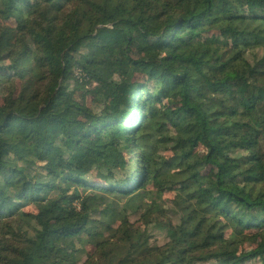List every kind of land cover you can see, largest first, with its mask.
I'll use <instances>...</instances> for the list:
<instances>
[{
	"label": "trees",
	"instance_id": "16d2710c",
	"mask_svg": "<svg viewBox=\"0 0 264 264\" xmlns=\"http://www.w3.org/2000/svg\"><path fill=\"white\" fill-rule=\"evenodd\" d=\"M0 19V264H264L238 250L264 228V0H0Z\"/></svg>",
	"mask_w": 264,
	"mask_h": 264
},
{
	"label": "rangeland",
	"instance_id": "374dc122",
	"mask_svg": "<svg viewBox=\"0 0 264 264\" xmlns=\"http://www.w3.org/2000/svg\"><path fill=\"white\" fill-rule=\"evenodd\" d=\"M2 26H9L12 29H14L16 27V25L13 22H4L3 20L0 19V27ZM111 27V26H109ZM136 45L129 48L128 49V53L129 55L136 60H153V59H159L161 58V54L159 53L158 49L155 46V40L154 39H149V40H143L141 38H136ZM202 40L206 43H216V44H220L222 46H229L230 44V36L229 34H223L221 35L218 32H214L211 34H205L203 35ZM88 47L83 49V52H87ZM90 48V47H89ZM263 57L264 56V49H260L256 52L250 53L248 54V57L250 58L251 61H253L255 59V57ZM144 77L143 76H138L137 80L138 81H143ZM73 85V84H72ZM73 87V86H72ZM76 99L77 101L79 100L81 103H85V104H90L91 105V97L86 93V91H81L80 93L76 94ZM177 101L176 98H172L170 100H167L164 102L165 107H171L173 104H175V102ZM2 104V96L0 95V105ZM91 109V108H90ZM165 132L169 131L172 132V130L170 128H167L164 130ZM153 152V149H150V153ZM170 156L169 152H164L161 151L158 153V155L154 156V159L159 161L161 158H168ZM125 159H136V157H131L129 156V158L125 157ZM173 173L177 174L178 173V169L175 168L173 169ZM89 184H102L99 183V181H94V179H89ZM159 185L156 181L154 180H150L148 182V184L146 185V191L148 192H155L158 189ZM82 195L87 194L88 193V188L87 187H83L80 188V191ZM175 197L174 193L171 192H167L164 193V202H159L156 201V204H158L161 208V210L163 211H167L169 208L172 209V205L169 203L171 200H173ZM117 204L119 206H124L126 204V201H116ZM151 203V200L149 197H146L141 203H140V212L143 213L146 210V207L148 204ZM76 206H79V203H76ZM117 206V205H116ZM27 212L29 213H33L35 214V209L32 208H27L26 209ZM140 213V214H141ZM140 214H129L130 216V222L132 224L135 225V227H139L142 230H145L146 228L142 225V221L140 220ZM168 214V213H167ZM168 219L172 220V224L175 226L178 224V216L172 215L171 212H169V214L167 215ZM118 228V224H116L114 226V229ZM148 233H150L152 235V240H151V244H157V245H163L166 243L167 241V236L166 233L164 231H159L157 230L154 225L149 226V228H147ZM251 234H254L255 237L250 239L248 242L244 243L243 245L238 247L239 253H246V252H250L252 250H255L258 247H262L264 245V228L262 230L258 231H254L251 232ZM225 238H228L230 236V232H227L225 235ZM112 239V234L109 232H105V234L103 235V237H97L95 236L94 238L90 239L87 246L85 247L86 250V256L82 257V261L81 263L85 262L87 260V258L89 256H93L95 253H97L98 251V245L103 243V242H108ZM254 264V263H253ZM255 264H259V263H255Z\"/></svg>",
	"mask_w": 264,
	"mask_h": 264
}]
</instances>
